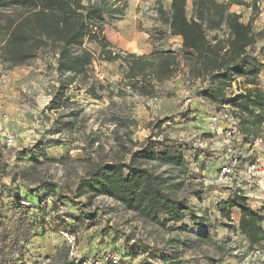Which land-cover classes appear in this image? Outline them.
I'll return each mask as SVG.
<instances>
[{
	"label": "rangeland",
	"instance_id": "1",
	"mask_svg": "<svg viewBox=\"0 0 264 264\" xmlns=\"http://www.w3.org/2000/svg\"><path fill=\"white\" fill-rule=\"evenodd\" d=\"M100 1H105L108 7L127 4L124 14L113 20L107 18L111 25L106 29L114 35L115 42L111 43L114 53L139 58L145 48H150L146 43L152 52L181 49L176 42H169L168 34L161 35L165 27L158 21L157 0H92ZM243 1L246 5L240 14L251 19L254 14L248 7L253 0ZM163 4L168 8V1ZM188 12L190 16L193 14L192 0ZM255 19L256 31H264V0L258 2ZM85 47L97 63L89 68L87 78L61 77L55 69L57 51L50 44H44L38 55L24 65L11 67L0 61V119L15 136L11 147L0 137V225L5 221L12 233L10 239L18 238L22 253L16 263L67 261L64 238L52 232L49 225L50 218L55 217L54 205L39 203L47 198L44 184H51L54 199L67 200L80 217L79 222L68 228L76 230L78 244L86 255L115 252L121 264L160 263L163 255L172 254H178L182 264H264V259L255 257L253 249L247 247V238L238 230L236 211L232 212L233 220L227 221L218 209L221 201L230 198V187L239 181L238 176L221 178V165L229 156L239 155L243 158L240 170L245 162L263 160L264 147H251L248 140L230 147L231 151L229 147H216L219 140L206 127L210 110L196 101L202 96L201 90L192 87L184 62L176 73L180 81L157 82L155 92L144 96L127 78L125 62L104 60L100 46L95 43ZM137 48L140 49L135 52ZM262 48L264 39L250 52L264 63ZM101 74L105 76L103 80ZM182 80L190 82L195 98L192 104L184 101L186 83ZM260 81L264 87V67ZM201 87H206L204 82ZM153 95L159 97L162 111L149 104ZM153 142L185 148L186 165L150 159L141 163L165 178L167 190L194 210L201 219L200 225L184 217L182 221L160 226L95 191L78 196L77 188L90 170L98 165L130 163L137 151ZM9 195L14 196L13 201H9ZM20 197H28L33 203L22 211L38 222L36 236L27 232L25 223L21 230L17 229L20 215L13 209ZM261 211L264 212V206ZM2 231L0 226V250L6 252Z\"/></svg>",
	"mask_w": 264,
	"mask_h": 264
},
{
	"label": "trees",
	"instance_id": "2",
	"mask_svg": "<svg viewBox=\"0 0 264 264\" xmlns=\"http://www.w3.org/2000/svg\"><path fill=\"white\" fill-rule=\"evenodd\" d=\"M163 1L157 0L156 7L158 21L165 27L161 35L181 37L182 47L179 51L154 50L149 55L135 58L114 53L104 36L106 27L111 25L107 18L124 14L126 3L122 7H108L105 1L93 3L92 0H0V61L11 67L24 65L38 55L44 44H50L58 53L55 69L61 77L71 80L87 78L94 55L85 45L95 43L100 46L104 60L126 63L127 78L144 96L155 92L153 80L158 83L170 80L184 62L191 80L208 79V85L200 91L206 100L217 104L228 102L238 109L246 140L264 133V87L260 81L264 63L250 52L259 40L264 39V31L257 32L254 24L259 0H253L249 6L253 7L254 15L247 23L242 21L241 14L231 12L233 5L245 6L243 0H192L191 16L188 0H172L169 9L165 8ZM209 33L213 36L210 37ZM261 53L264 55L263 48ZM238 77H242L248 87L243 93L227 98V89ZM161 126L162 122L158 128ZM185 152L182 147L153 142L137 151L130 163L98 165L90 170L77 188V194L82 196L95 191L108 196L160 226L182 221L184 217L200 225L201 219L194 210L167 190L165 178L141 163V160L150 159L186 165ZM44 186L46 196H53V185ZM230 194L228 200L218 204L219 211L227 221H232V210L238 209L240 233L251 246L263 248L264 215L250 206L241 189L231 190ZM13 197L9 195V201H13ZM22 198L29 199L20 197L13 209L20 215L17 229L21 230L25 223L27 232L36 236L38 222L30 219L31 214L22 211L23 208L29 209L20 205ZM45 199H40L39 203L44 204ZM55 210L56 205L52 211ZM50 219L52 232H76L59 217ZM79 221L80 217L75 223ZM4 223L1 221L0 226L6 252L1 248L0 264H17L22 248L16 236L17 239H10L12 233ZM178 258V254L163 255L160 263L148 264H182Z\"/></svg>",
	"mask_w": 264,
	"mask_h": 264
},
{
	"label": "built area",
	"instance_id": "3",
	"mask_svg": "<svg viewBox=\"0 0 264 264\" xmlns=\"http://www.w3.org/2000/svg\"><path fill=\"white\" fill-rule=\"evenodd\" d=\"M248 10L250 12L253 11V7H248ZM57 58L58 53H56V60ZM93 65H97L95 58L89 68ZM99 77L102 80L105 78L103 74L99 75ZM180 79L181 77L176 74L171 78L174 82L180 81ZM182 82L186 83L183 86L184 101L188 105L192 104L195 98L192 96V91L189 88L190 82L189 80H182ZM201 82L198 84L191 82L193 84L192 87H199L200 90H202L203 87H201ZM152 83L154 85L158 84L154 80ZM246 87L248 86L245 85L242 77L235 78V80L232 81L231 87L227 89V98H233L236 95L243 93ZM159 100L160 99L157 95H153L149 98V104L156 111H162ZM196 101H200L210 110V114L207 117L206 127L207 132L219 140L220 144L216 147H229L228 150L231 151L230 147H238L244 140H246L242 134L240 112L231 103H211L203 96H200ZM0 137H4L5 143L8 147L13 146L15 136L10 133L9 129H5L3 119H0ZM248 141L251 147H264V133L252 136ZM242 159L243 158L239 155L236 156L233 154L229 156L227 161H225L219 168L220 177L229 180L238 176L239 181H237V185L230 187L231 190L241 189V192L249 202L252 203L255 201L260 203L259 209L261 211L262 206H264V159H255L253 161L245 162L243 167L239 170V167L242 164ZM45 203L51 206L56 205V210L53 214L55 217H59L67 225H73L78 218L75 209H71V204L67 203V200L65 199L58 201L54 199V196H48L45 199ZM32 204L33 203L29 199H22L20 202V205L24 207H30ZM60 234L64 238L68 248L66 264H121V259L115 252H105L101 255H86L80 249L78 235L76 233L62 231ZM247 247L253 249L255 257L260 260L264 259V248L257 245L251 246L249 242L247 243Z\"/></svg>",
	"mask_w": 264,
	"mask_h": 264
},
{
	"label": "crops",
	"instance_id": "4",
	"mask_svg": "<svg viewBox=\"0 0 264 264\" xmlns=\"http://www.w3.org/2000/svg\"><path fill=\"white\" fill-rule=\"evenodd\" d=\"M166 1H168V8H166V9H169L170 8V5H171V1L172 0H166ZM189 1V0H188ZM189 3V2H188ZM242 7H244V6H238V5H233L232 7H231V12H235V13H238V14H240L241 13V10L243 9ZM250 19L248 18V17H244V16H242V21L243 22H245V23H247L248 21H249ZM109 30V28L108 29H106L105 31H104V36L108 39V41L110 42V43H112V44H114L113 42H115L114 41V35L112 34V31H108ZM118 42V41H117ZM116 42V43H117ZM169 42H176V45L179 47V48H181L182 47V38L181 37H178V36H170V38H169ZM146 46H148V47H150V48H145V50L143 51V55L144 54H149L150 52H152V47L149 45V44H145ZM140 48H137V49H135V51L137 50V52H138V50H139ZM172 49H173V47H172ZM186 72H187V70H186ZM187 76L190 78V76H189V73L187 74ZM192 83H196V84H198V83H200L201 81L202 82H204V85L205 86H207L208 85V79H206V80H204V79H198V80H196V81H194V80H190ZM249 204H250V206L252 207V208H254V209H257V210H259L260 211V209H259V207H260V203H257V202H255V201H253L252 203L251 202H249ZM232 211H236V215H237V220H236V226H237V228H238V224H239V218H240V211L238 210V209H236V208H233V210ZM261 213L264 215V212H262L261 211ZM238 230H239V228H238ZM26 257V256H25ZM24 261H27L28 259L27 258H24L23 259Z\"/></svg>",
	"mask_w": 264,
	"mask_h": 264
},
{
	"label": "water",
	"instance_id": "5",
	"mask_svg": "<svg viewBox=\"0 0 264 264\" xmlns=\"http://www.w3.org/2000/svg\"><path fill=\"white\" fill-rule=\"evenodd\" d=\"M135 52H137V50Z\"/></svg>",
	"mask_w": 264,
	"mask_h": 264
}]
</instances>
